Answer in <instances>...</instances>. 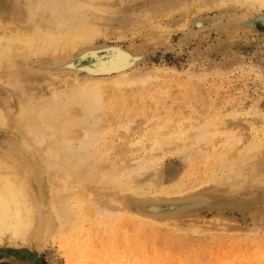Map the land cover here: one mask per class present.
I'll return each mask as SVG.
<instances>
[{
	"label": "bare ground",
	"instance_id": "bare-ground-1",
	"mask_svg": "<svg viewBox=\"0 0 264 264\" xmlns=\"http://www.w3.org/2000/svg\"><path fill=\"white\" fill-rule=\"evenodd\" d=\"M46 1L0 0V86L13 87L18 97L12 109L1 100L5 91L0 89V127L14 124L21 141L19 145L0 144V245L7 240L8 251L25 254L29 244L33 252L29 260L38 264L44 238L67 235L70 264H82L90 255L96 264H125L127 260L138 264L131 260L137 256L143 264H163L144 247L151 243L154 250L158 242L173 248L175 239L157 241L150 237L152 223H137L124 214L133 211L151 218L215 206L206 194L170 199L175 190L184 192L185 186L167 184L164 162L172 155L182 158L186 168L193 166L203 155L198 147L213 139L216 123L207 120L198 128L192 118L129 108L128 101L134 97L129 88L145 85L153 77L151 72L136 78L126 74L129 56L124 52L110 54L97 65L105 73L118 72V78L54 77L52 95L46 100L38 94V75H27L24 63L33 57H49L72 68L75 53L106 38L116 26L119 38L147 34L154 41L158 34L156 44H166L172 28H189L191 16L241 10L245 23L255 10L264 8V0ZM132 1L141 5L122 13V5ZM141 115L146 118L138 135L131 137L136 133V117ZM124 137L131 144L129 154L121 153L116 141ZM252 137L248 139L242 131L227 135L231 150L208 165V179L199 178L227 197L231 194L230 208L243 204L237 201L238 194L264 190V138L258 131ZM176 172L173 169V177ZM42 174L49 180L48 189L38 184L43 185ZM187 187H198V183ZM45 193L49 212H44ZM54 210L60 217L58 228L54 227ZM94 220L106 228L90 238L92 242L83 240L81 234ZM255 220L264 225V206L255 213ZM122 229L129 233L115 238ZM110 243L115 246L111 248Z\"/></svg>",
	"mask_w": 264,
	"mask_h": 264
},
{
	"label": "rangeland",
	"instance_id": "rangeland-1",
	"mask_svg": "<svg viewBox=\"0 0 264 264\" xmlns=\"http://www.w3.org/2000/svg\"><path fill=\"white\" fill-rule=\"evenodd\" d=\"M46 2L50 3L48 0ZM140 3H124L122 13L126 8L139 7ZM117 27L112 28L106 38H99L83 51L75 53L72 68H66L49 57L42 60L33 57L30 62L24 63V71L27 75H38V94L46 100L52 95L50 88L54 87L51 86L54 85V77L118 78V72L108 74L97 65L110 54L124 52L129 56L124 69L126 74L136 78L142 73L151 72L153 77L145 85L136 83L129 88V93L134 94L128 101L129 108L136 106L152 115L161 113L171 118H192L198 128L205 126L209 120L215 122L211 131L213 139L198 147L203 155L193 166L186 168L182 158L172 155L164 162L169 176L167 184L185 186L184 192L175 190V195L170 199L184 200L206 194L212 198L215 206L162 217L144 218L133 211L124 215L126 219L134 218L137 223L141 220L152 223L154 226L150 227V237H155L157 241L165 237L175 239L177 246L173 248H170L172 245L158 242L155 244L158 251L153 250V246L151 248V243L144 247L150 255L160 257L163 264H264V225L255 220V213L264 206V190L238 194L237 201L243 204L230 208L227 203L231 201V194L227 197L223 190H217L212 184L200 182L199 179H208L209 174H205L208 165H213L219 155L225 156L231 150L232 140L227 135L242 131L248 139H252V135L258 131L264 138V8L255 10L245 23L241 10H213L191 16L189 28H172L166 44H156L158 34H154V41L148 40L147 34L135 37L127 34L119 38ZM0 89L5 91L2 94L5 99L1 100L8 101L10 107L15 109L18 97L13 87L0 86ZM128 113L131 115L133 112ZM143 116L136 117L138 121L133 124L136 133L131 137L138 135L139 126L146 118ZM2 128L0 144L5 147L12 141L19 145L21 141L14 131L15 125ZM116 141L121 153L132 152L128 138ZM77 148L78 144L75 145ZM173 169L177 171L174 177ZM42 177L43 185L41 181L38 184L48 189L49 180L45 174ZM194 181L198 187L188 188V184L194 187ZM45 195L44 212H49V196ZM59 218L54 210L55 228L60 227ZM102 227L104 229L106 225ZM102 227L94 220V225H87L81 238L92 242L90 238ZM126 233L129 232L122 229L114 237L120 238ZM69 241L67 235L59 238L47 235L42 243L38 264H70L65 249ZM8 243L5 240L0 245V264H35L29 260L33 256L29 244L24 248L27 253L20 254L8 251L5 247ZM114 246L110 243L111 248ZM86 257L87 261L82 264H96L91 255ZM131 260L143 264L141 257ZM127 263L133 264L129 260Z\"/></svg>",
	"mask_w": 264,
	"mask_h": 264
}]
</instances>
